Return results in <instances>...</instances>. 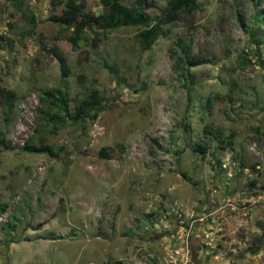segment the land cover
<instances>
[{
  "label": "rangeland",
  "instance_id": "374dc122",
  "mask_svg": "<svg viewBox=\"0 0 264 264\" xmlns=\"http://www.w3.org/2000/svg\"><path fill=\"white\" fill-rule=\"evenodd\" d=\"M70 1L0 0V264H264V0Z\"/></svg>",
  "mask_w": 264,
  "mask_h": 264
},
{
  "label": "trees",
  "instance_id": "16d2710c",
  "mask_svg": "<svg viewBox=\"0 0 264 264\" xmlns=\"http://www.w3.org/2000/svg\"><path fill=\"white\" fill-rule=\"evenodd\" d=\"M98 1L103 8V16L101 18L92 17L91 15L83 14L84 5L75 4L74 2L70 1L67 2L66 4L68 11L64 17H58L56 15H52L50 19L53 22L57 23L58 25H63L68 29H72L71 36L66 38V40L70 42L72 45H76L77 42L82 40V33L86 28V26H89L91 29L93 28V26H96V28L101 29L102 32H107L109 30H114L125 26H137V25L148 26L150 17L145 12H137L134 9L126 7L123 4H121L119 0H98ZM194 1L195 0H189V2L191 3ZM78 16H82V21L80 22L75 21ZM28 23L31 32L36 27L35 18L32 15L29 17ZM159 33H160L159 25H153L142 31L139 34V38L143 43V45L149 46V44L157 37ZM41 46L43 50L48 51L52 55V57L57 61L61 79L64 80L68 78L70 76V68L67 62V58L61 52V50L56 45H52L50 48H47L44 45ZM185 59L187 60V63L191 67L201 64V62L189 61L187 56ZM183 61H184L183 58L178 59V63ZM47 95L50 97L52 101H54V104L56 106H59V108L65 110L66 101L63 99V97L60 95L58 91L56 92V94L47 93ZM80 111H81L80 113H83L84 108H81ZM81 119H82L81 116L75 115L73 121L77 122ZM31 151L44 152L49 154L50 156H54V153L51 151L50 147L48 146L42 147L41 149H32Z\"/></svg>",
  "mask_w": 264,
  "mask_h": 264
}]
</instances>
